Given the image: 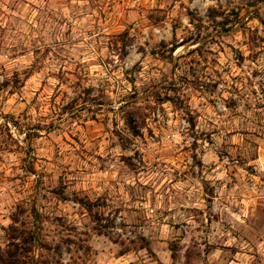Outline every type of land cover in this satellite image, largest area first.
<instances>
[{
    "label": "rangeland",
    "instance_id": "374dc122",
    "mask_svg": "<svg viewBox=\"0 0 264 264\" xmlns=\"http://www.w3.org/2000/svg\"><path fill=\"white\" fill-rule=\"evenodd\" d=\"M0 264H264V0H0Z\"/></svg>",
    "mask_w": 264,
    "mask_h": 264
}]
</instances>
